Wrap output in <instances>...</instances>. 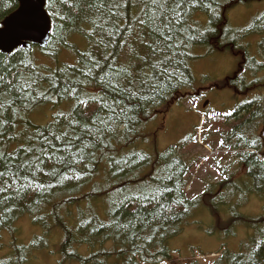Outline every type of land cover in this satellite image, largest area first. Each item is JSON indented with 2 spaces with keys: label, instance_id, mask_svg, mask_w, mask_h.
<instances>
[{
  "label": "trees",
  "instance_id": "1",
  "mask_svg": "<svg viewBox=\"0 0 264 264\" xmlns=\"http://www.w3.org/2000/svg\"><path fill=\"white\" fill-rule=\"evenodd\" d=\"M262 1L203 0L204 3H213L216 7L214 16L210 10L200 7L199 4L189 10L188 22L193 29L199 28L203 32L207 27L210 31L204 38H193L187 48L180 50L182 54L178 56L179 62L175 65L179 83L173 80L171 86L165 88L166 94L151 102L124 100L120 97L121 106L127 104L133 117L131 130L127 131L120 126L107 148L103 144L89 146L88 152L89 154L94 152V156H86L82 162L74 163L71 169L58 164L55 158L52 161L45 160L43 165L45 172L55 168L57 172L63 171L67 176L76 173L81 178L65 180L60 175L45 176L44 172H39L38 179L45 184L42 191L39 189L30 191L23 199L17 197L15 202H10L6 207L0 206V220H4L0 223V251L5 253L0 258V264H33L34 260H37L35 253L48 251L52 238L57 234L60 241L51 253L59 255L58 264H162L171 261L173 251L169 248L168 241L182 232L192 213L199 208L206 209L214 219L211 234L232 233L231 228L236 224H241L253 232L247 241L240 244L237 252L224 249L212 264H264V207L261 214L243 216L230 208L226 201L229 197L225 198L224 192L230 189L231 197L239 199L240 194H256L264 200V181L259 179L264 176V168L258 165L260 154L264 151V141L256 148H252L237 138L240 134L244 135L246 141L264 137V76L262 80L257 78V81L246 84L248 87L243 88L242 85L246 81V73L264 71V10L241 28H235L228 18L235 7L250 6L245 11L248 15L251 5ZM17 7L16 0H0V24ZM241 9L244 8L235 10ZM45 10L48 11V0ZM141 15L136 0H130L128 6H122L119 16H113L110 20L107 17L96 19L95 24L89 20H78L63 25L55 16H50L54 31L59 33L66 28L63 30V36L66 37L67 43L56 46L48 39L44 48L37 46L23 48L17 59L22 56L35 62L43 77L40 90H48L51 99L41 98L33 107L21 113L23 119L14 121L11 130L7 131L4 137H0V141H3L0 148L7 152H19L23 156L20 145L27 144L24 137L29 135L35 137L39 131L46 130L52 125L54 118H59L61 125L66 122L58 114L67 115L69 111H74L76 101L72 97L60 98L56 94L64 86L67 75L64 70L70 64L78 68L79 54L86 50L92 51L96 41L107 37L108 32L115 33L113 37H107L111 40L106 49L112 54L109 56V62L113 59L118 64L125 62L129 48L125 41L130 38L140 56L150 51L147 48L148 40L143 44H138L134 40V36L141 31L136 23L137 17ZM97 24L103 25V30L98 29ZM247 37H257L254 53L249 51L250 44L245 43ZM259 39L261 40L258 42ZM78 41L84 42L86 45L84 50L80 51L76 47ZM199 49H204L208 55L227 52L240 56L237 71L231 77L217 81V89L231 87L235 93L240 94L260 89L261 94L238 103L230 114L219 115L214 123L215 127H221L224 132L226 131L222 133L223 140L229 149L236 152L235 157L239 161V167L244 169L246 181L242 183L231 175L228 179L210 184L193 202L185 191L186 177L191 167L180 154L183 144L170 146L161 152L156 149L145 151L142 145L147 143L150 137L146 127L158 116L167 113L172 105L181 102L184 89L193 87L191 62L196 59V51ZM64 51L75 58L74 63L58 64L59 61L62 62L61 53ZM16 52L17 50L13 54ZM40 58L51 59L55 67L40 63ZM135 62L133 60V63ZM148 63H151V60ZM144 68L148 69L147 63L144 64ZM52 74L57 77L56 88L52 87L48 79ZM90 79L82 77L79 72L72 76V80L82 81L77 83L81 93L87 92L97 98L106 96L111 103L112 97L116 94L108 92L106 88L101 90L102 84L99 79H91L89 83ZM81 98L85 97L81 95ZM63 105L68 108L61 110ZM44 107L52 109L50 120L44 125H36L29 116ZM96 107L98 105L94 100L89 102L87 107L79 106L88 115H91ZM17 136L20 138L17 139ZM54 143L59 145L60 142ZM242 152L245 153L244 159H241ZM56 155L60 156V153ZM140 156L144 158L140 159ZM154 190H158L159 203L144 198L145 196L151 198ZM181 199L184 201L183 205L177 203ZM36 200H39L38 204L35 203ZM184 206L188 207L187 212L183 211ZM235 206H239V203ZM224 208L230 213L228 218L221 216ZM25 217L39 229V234L31 237L26 244L18 241V238L21 240L19 222ZM189 264L199 263L192 261Z\"/></svg>",
  "mask_w": 264,
  "mask_h": 264
},
{
  "label": "snow or ice",
  "instance_id": "2",
  "mask_svg": "<svg viewBox=\"0 0 264 264\" xmlns=\"http://www.w3.org/2000/svg\"><path fill=\"white\" fill-rule=\"evenodd\" d=\"M43 3L36 0L33 6L18 18L7 25H0V137H4L6 132L11 130L14 121L23 119L21 113L33 107L39 99H51L48 90H40L43 77L35 62L22 56L17 59L23 47L27 46L28 40L48 36L56 46L67 43L66 37L63 36V30L66 28L59 33L54 31L49 17L55 16L63 25L78 20H89L95 24L96 19L107 17L110 20L113 16H119L122 6H128L130 0H48L47 12L41 10ZM136 3L140 6L142 15L137 17L136 23L141 31L134 36V40L138 44L148 40L147 48L150 51L140 56L130 38L125 41L129 45L125 62L118 64L115 59L109 62V56L112 54L106 49L111 40L107 37H113L115 33L108 32L107 37L96 41L92 51L86 50L79 54L78 68L76 65H68L64 70L67 74L64 86L56 94L60 98L72 97L76 101V108L67 115L58 114L66 121L63 125L59 118H54L53 124L46 130L39 131L35 137H24L27 144L20 145L23 156L19 152H7L0 148V206L6 207L10 202H15L17 197L23 199L30 191H42L45 184L38 179L39 172H44L45 176L60 175L65 180L80 179L76 173L67 176L63 171L57 172L55 168L45 172V160L52 161L55 158L58 164L71 169L74 163L82 162L88 155H95L94 152L89 154V146L103 144L104 147H109L111 138L120 126L130 131L133 117L127 104L121 106L122 101L119 98L151 102L166 94L165 88L170 87L173 80L179 83L175 65L179 62L178 56L182 54L180 50L187 48L193 38H204L210 31L207 27L203 32L199 28L193 29L188 22L189 10L199 4L200 7L210 10L213 16L216 13L213 3L206 4L203 0H136ZM96 27L103 30V25L97 24ZM14 49L17 50L16 54H13ZM133 60L136 62L133 63ZM149 60L151 63H148ZM146 63L147 70L144 68ZM76 72L86 79H99L101 90L106 88L108 92L116 94L112 97V102L110 103L106 96L97 98L87 92L81 93L77 83L82 81L72 80ZM48 79L52 87L56 88L57 77L52 74ZM81 95L85 98H81ZM93 100L98 107L91 115L79 108L80 105L87 107ZM16 138L19 139L20 136ZM237 138L252 148L264 141V137L246 141L243 134ZM192 139L195 140V137ZM54 141H59V145ZM218 144L225 147L224 140H220ZM57 153H60V156H57ZM244 158L245 153L242 152L241 159ZM204 159L207 160L208 157L205 156ZM179 163L177 160V164ZM258 165L264 168V151L260 154ZM215 167L218 176L228 179L227 175L219 171L220 165ZM259 179L264 181V176ZM157 194L158 190H154L151 198H144L159 203ZM191 200L195 202L197 196L193 195ZM35 203L38 204L39 200ZM177 203L183 205L184 201L181 199ZM171 210L169 206V212ZM137 211L139 212V209ZM183 211L187 212L188 207L184 206ZM6 218L5 214L4 219ZM3 222L4 220H0V223Z\"/></svg>",
  "mask_w": 264,
  "mask_h": 264
},
{
  "label": "rangeland",
  "instance_id": "3",
  "mask_svg": "<svg viewBox=\"0 0 264 264\" xmlns=\"http://www.w3.org/2000/svg\"><path fill=\"white\" fill-rule=\"evenodd\" d=\"M251 6L248 15L245 11L250 6L235 7L229 13V21L235 28L246 26L254 16L263 11L264 0L261 3H253ZM237 8L244 9L235 10ZM247 38L245 43L250 44L249 51L254 53L253 49L257 37ZM76 47L82 51L86 45L84 42L78 41ZM61 55L60 60L62 62L59 61L58 64L75 62V58L73 59L70 53L64 51ZM196 56V59L191 62L194 77L193 87L184 89L181 102L172 105L167 113L161 114L146 127L150 137L147 143L142 145V149L145 151L156 149V151L161 152L170 146L183 144L180 154L187 165L191 167L186 177L187 187L185 190L190 199L193 195L199 197L210 184L225 180L222 176L217 175L215 165H220L219 171L228 177L234 175V178L240 182L246 181L244 169L239 167V161L235 155L229 152L232 150L226 145L220 147L218 144L220 140H223L222 133L226 131L224 132L221 127H214L213 124L219 115L230 114L238 103L261 94L260 89L243 95L235 93L231 87L221 90L216 88L217 81L231 77L237 71L240 62L239 55L234 56L227 52H215L208 55L204 49H199L196 51ZM39 62H43L52 68L55 67L54 61L51 59L40 58ZM263 76L264 71L255 73L253 71L252 74H247L245 82H255L257 78L262 80ZM204 103H207L205 107H203ZM67 108L65 105L61 106V110ZM56 109L57 107H55ZM51 113L50 107H44L39 111L32 112L29 117L36 125H44L50 120ZM201 117L204 119L203 122H200ZM192 137H195V140ZM205 156L208 157L207 160L204 159ZM224 192H226L225 198L229 197L226 201L230 208L235 209L234 211L243 216H256L263 211L264 200L256 194H240L239 199L238 197H231L230 189H226ZM237 203L239 206H235ZM221 216L228 218L230 213L224 208ZM25 218L30 222L28 217ZM25 218L19 222L21 240L18 238V241H23L26 244L39 234V229ZM213 220L206 209L199 208L194 211L182 232L168 241L169 248L173 253L171 254V261L163 264H189L192 261L199 264H212L224 249L237 252L240 244L253 235L251 230L244 228L241 224L234 225L231 228L232 233L214 232L211 234L214 226ZM7 237L6 241H8ZM59 241L60 236L57 234L52 238L48 251L35 253L37 260H34L33 264H58L59 255L51 253V250L56 249ZM4 255L5 253L0 251V258Z\"/></svg>",
  "mask_w": 264,
  "mask_h": 264
},
{
  "label": "water",
  "instance_id": "4",
  "mask_svg": "<svg viewBox=\"0 0 264 264\" xmlns=\"http://www.w3.org/2000/svg\"><path fill=\"white\" fill-rule=\"evenodd\" d=\"M16 1L18 3L17 9L13 13L8 15L2 21V23L0 25L9 24L14 19L18 18L22 13H24L27 10H29L33 6V4L36 2V0H16ZM40 3L42 4L43 0H40ZM45 3H46V0H44L43 7L41 8V10L44 11V12H46L45 11ZM48 38H49L48 36H45L43 39L28 40L27 41V46L23 47V48L29 49L31 45L38 46L39 48H44L46 43H47V41H48ZM14 50H16V49H14ZM0 51H2V50H0ZM5 55H6V53H5Z\"/></svg>",
  "mask_w": 264,
  "mask_h": 264
}]
</instances>
